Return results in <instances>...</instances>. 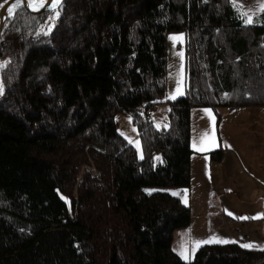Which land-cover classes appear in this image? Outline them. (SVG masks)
Segmentation results:
<instances>
[{
    "label": "trees",
    "instance_id": "16d2710c",
    "mask_svg": "<svg viewBox=\"0 0 264 264\" xmlns=\"http://www.w3.org/2000/svg\"><path fill=\"white\" fill-rule=\"evenodd\" d=\"M251 19L231 0L16 9L0 36V264H264V249L235 242L183 260L172 242L190 207L168 191L190 187L192 108L264 106V11ZM171 31L184 37L185 92L156 127L142 111L166 96Z\"/></svg>",
    "mask_w": 264,
    "mask_h": 264
},
{
    "label": "rangeland",
    "instance_id": "374dc122",
    "mask_svg": "<svg viewBox=\"0 0 264 264\" xmlns=\"http://www.w3.org/2000/svg\"><path fill=\"white\" fill-rule=\"evenodd\" d=\"M60 1V0H59ZM3 3V2H1ZM0 3V4H1ZM55 6V4H54ZM173 37H179V39H172ZM184 37L181 32L171 31L167 34L166 51H167V63H166V98L175 99L184 95L185 92V79L186 72L184 67ZM4 64V61L0 60V67ZM179 89V91H178ZM0 90H2L0 81ZM1 92V91H0ZM245 108V107H238ZM195 109L208 111L209 116H200L196 114ZM249 109H264L263 107H252ZM169 111L168 105H160L154 113L153 122L156 127H162L166 125L167 113ZM192 114L190 115V139H191V151L196 152L207 151L217 144V128L221 132L223 143L227 142V127L230 123V116L227 114L218 113V116L209 110L208 108L194 107L192 108ZM227 111V110H226ZM213 113V114H212ZM197 115V122L195 116ZM202 119H206L200 123ZM118 131L122 134L128 142L133 145L141 156L140 139L136 128L132 127L130 118L124 115L116 116ZM121 121L125 124L122 125ZM198 123L201 124L197 125ZM192 132V137H191ZM198 132H204V138L199 137ZM219 146V145H218ZM220 147V146H219ZM217 148V147H216ZM215 148V150H216ZM224 151V149H223ZM233 155L229 154V158ZM225 157V152H224ZM193 163V162H192ZM195 163V160H194ZM227 165L229 160L227 159ZM192 179L190 177L191 188L169 189L168 191L174 195L179 196L184 203L190 205L191 209V225L189 228L178 230L174 233L172 249L185 261H189L195 251L202 245L223 243L212 242L202 243L193 252V246L196 241H207L210 238H217L220 241H229L228 243L235 242L241 245H250L256 248L264 249V199L263 197L253 196L254 193L249 194L252 189H257L256 183L246 182L247 179L244 174V169L239 167L238 176L236 173L229 171L228 166H224L223 176L220 179H224L223 182L218 183L217 190L219 194L215 196L214 201L210 203L214 204L221 200L224 204L225 214L230 217L232 215L233 221L225 227H221L214 232L208 230V216L207 212L209 207L208 194L210 192V183L205 181L204 175L201 176V180L197 175L196 166L193 164ZM191 172V164H190ZM220 169H213L215 178H218ZM256 194V193H255ZM222 197V199H219ZM222 219H225L221 215ZM262 227V229H261ZM187 249V259L180 255L181 245ZM192 254L190 257L189 254Z\"/></svg>",
    "mask_w": 264,
    "mask_h": 264
},
{
    "label": "crops",
    "instance_id": "0c3cea01",
    "mask_svg": "<svg viewBox=\"0 0 264 264\" xmlns=\"http://www.w3.org/2000/svg\"><path fill=\"white\" fill-rule=\"evenodd\" d=\"M244 14V16L248 19V17H252L257 13L264 11L261 10L262 6H264V0H231ZM252 107L245 108H234L231 110L221 109L219 112L221 114H227L230 118V123L227 127V142L223 143L222 136L220 130L217 128V144L214 143L212 148L207 151H201L192 153L191 156V172L190 177L192 179L193 172V164L196 166L197 175L199 176L198 180H201V176L204 175L205 181L210 183V192L208 194L209 199V207L207 212L208 216V230L214 232L215 230L225 227L233 221L232 215L228 217L225 214L224 204L221 200L217 201L215 205L210 203L214 201L215 196L219 194L217 190V185L220 182H223L224 179H220L225 169V165L229 167V171L232 173L238 174L239 167L244 169V174L247 179L246 182L256 183L258 185L257 189H252L249 191L248 195L254 193L253 196H260L264 199V109H249ZM196 114L200 116H209L208 111L195 109ZM227 110V111H226ZM192 114V111L190 115ZM213 114V113H212ZM197 122V115L195 116ZM206 119H202L204 122ZM198 123L197 125L201 124ZM199 137L204 138V132H198ZM192 137V132H191ZM220 147H219V146ZM191 146V139H190ZM192 147V146H191ZM217 147V148H216ZM224 149L223 156L220 162H213L206 155L210 151H215ZM233 155L229 158V154ZM227 159L229 160V165H227ZM195 160V163H194ZM193 162V163H192ZM213 169H220L218 174V178H215L213 174ZM191 183L190 187L191 188ZM256 193V194H255ZM219 199H222L220 197ZM188 204V202H187ZM189 205V204H188ZM190 207V205H189ZM191 213V209H190ZM222 216L225 219L220 218ZM191 225V223H190ZM189 225V227H190ZM188 227V228H189ZM262 229V227H261ZM175 233V232H174ZM217 244V243H213ZM192 257L191 253L189 254Z\"/></svg>",
    "mask_w": 264,
    "mask_h": 264
},
{
    "label": "bare ground",
    "instance_id": "6f19581e",
    "mask_svg": "<svg viewBox=\"0 0 264 264\" xmlns=\"http://www.w3.org/2000/svg\"><path fill=\"white\" fill-rule=\"evenodd\" d=\"M49 1L50 0H10L9 2H3L1 3L0 5H3L2 7H0V18L3 17L2 15L4 14L5 16L10 14L8 9L9 8H12L13 11L15 9H17L18 7H20L21 5H26L28 8H30L31 10H37L39 8H43V7H46V6H51V8L54 6V4L56 5L55 3V0H52L51 3L49 4ZM36 3V7L34 8L32 5L33 3ZM12 11V12H13ZM165 99L166 96L164 98H162L161 101H163L160 105H168L166 102H165ZM159 105V106H160ZM192 110V109H191ZM142 114H143V118L146 119L147 121H151L153 124V119H154V114H152L150 112V110L148 108H146L145 106L143 107V111H142ZM124 116H127V115H124ZM130 118V116H128ZM130 122L132 124V127L136 128L133 123H132V120L130 118ZM121 124L124 125L125 122L124 121H121ZM155 125V124H154ZM137 130V129H136ZM119 132V131H118ZM138 132V131H137ZM120 134V133H119ZM124 139H126L122 134H120ZM127 140V139H126ZM128 141V140H127ZM212 152V151H210ZM209 153V152H208ZM207 155V154H206ZM187 204V203H186ZM188 205V204H187ZM189 206V205H188Z\"/></svg>",
    "mask_w": 264,
    "mask_h": 264
},
{
    "label": "snow or ice",
    "instance_id": "6c2138e0",
    "mask_svg": "<svg viewBox=\"0 0 264 264\" xmlns=\"http://www.w3.org/2000/svg\"><path fill=\"white\" fill-rule=\"evenodd\" d=\"M55 3L58 4L59 3V0H55ZM3 5H0V7H2ZM34 8L37 6L36 3L34 2L33 5H32ZM261 10H264V6H262V9ZM9 13L11 14V12L13 11L12 8H9L8 9ZM58 15V13H57ZM246 23H252V19L251 17H248V19L246 20ZM172 39L176 40V39H179V37H173ZM2 91V90H0ZM179 91V89H178ZM212 242H223V243H228L229 241H220L218 240L217 238L213 237V238H210V240H207V241H196L194 243V246H193V249L192 251L194 252L196 248H198L202 243H212ZM242 247H250V245H241ZM180 255L187 259V249L184 247V245L182 244L181 245V251H180Z\"/></svg>",
    "mask_w": 264,
    "mask_h": 264
},
{
    "label": "water",
    "instance_id": "95a60500",
    "mask_svg": "<svg viewBox=\"0 0 264 264\" xmlns=\"http://www.w3.org/2000/svg\"><path fill=\"white\" fill-rule=\"evenodd\" d=\"M10 0H5V1H3V2H9ZM51 1L52 0H50L49 1V4L51 3ZM18 8H24V9H26L27 11H29V12H31V13H41V12H43V11H45V10H49V9H51V6H46V7H43V8H39V9H37V10H31L30 8H28L26 5H21L20 7H18ZM17 8V9H18ZM16 10V9H15ZM14 10V11H15ZM13 11V12H14ZM13 12H11V14H8V15H2L3 17H1L0 18V36H1V32H2V27H3V24H4V22H5V20L8 18V17H10L12 14H13Z\"/></svg>",
    "mask_w": 264,
    "mask_h": 264
}]
</instances>
